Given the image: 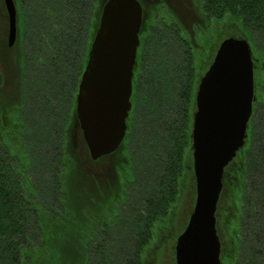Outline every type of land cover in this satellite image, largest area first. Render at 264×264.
<instances>
[{"label":"flooded vegetation","instance_id":"flooded-vegetation-1","mask_svg":"<svg viewBox=\"0 0 264 264\" xmlns=\"http://www.w3.org/2000/svg\"><path fill=\"white\" fill-rule=\"evenodd\" d=\"M75 1L74 6L73 0H63L61 5L15 0L17 27L11 38L7 5L0 0V119L10 129L25 127L26 136L44 129L63 134L70 172L80 173L79 157L71 148L82 145L84 169L94 171L99 179L95 182L94 177L95 186L84 191L86 208L94 199L101 208L108 200L118 204L124 195L146 192L155 198L167 189L177 193L169 209L174 219L182 195L191 193L186 223L171 234L168 227L178 226L165 225L160 231L156 226V234L139 252V264H161L167 256L171 264H178L177 240L197 197L193 130L198 93L220 43L234 30L233 20L231 15L222 20L214 17L206 0H139L142 24L126 132L116 150L93 159L77 98L107 0ZM253 59L254 110L244 145L225 168L216 210L222 264H235L239 251L246 249L247 236L257 234L264 241V75L257 78L264 73V61L254 54ZM62 61L67 64V70L60 71L64 83L57 81ZM258 250L264 253V247Z\"/></svg>","mask_w":264,"mask_h":264},{"label":"trees","instance_id":"trees-1","mask_svg":"<svg viewBox=\"0 0 264 264\" xmlns=\"http://www.w3.org/2000/svg\"><path fill=\"white\" fill-rule=\"evenodd\" d=\"M48 2L61 5L63 0ZM206 3L214 17L231 15L239 31L264 40V0ZM62 62L59 73L67 70ZM61 75L57 81L64 83ZM65 150L64 135L55 130L26 136L20 125L10 129L0 119V264H139V252L150 243L155 224L168 214L177 193L162 189L155 198L146 192L124 195L118 204L108 200L101 208L94 199L86 208L83 190L66 182L76 171H68ZM121 223L131 241H123ZM243 241L246 249L239 251L235 264H264V253L258 250L264 241L257 234Z\"/></svg>","mask_w":264,"mask_h":264},{"label":"water","instance_id":"water-1","mask_svg":"<svg viewBox=\"0 0 264 264\" xmlns=\"http://www.w3.org/2000/svg\"><path fill=\"white\" fill-rule=\"evenodd\" d=\"M11 38L15 0H5ZM139 0H107L79 87L77 112L91 157L117 149L126 132L133 66L140 42ZM255 70L247 38L230 36L218 49L198 93L193 130L197 197L176 245L178 264H222L216 210L226 166L244 145L254 110Z\"/></svg>","mask_w":264,"mask_h":264},{"label":"rangeland","instance_id":"rangeland-1","mask_svg":"<svg viewBox=\"0 0 264 264\" xmlns=\"http://www.w3.org/2000/svg\"><path fill=\"white\" fill-rule=\"evenodd\" d=\"M181 3H177L176 6H179ZM1 11V10H0ZM1 13V12H0ZM1 15V14H0ZM1 18V16H0ZM233 20V19H232ZM2 19H0V24H1ZM233 28L234 30H232L230 32L231 36L237 37V38H247L251 44L252 50H253V54L259 58L260 60L264 61V40H260L258 37L254 40V38H252V35L244 32L239 31L238 27H235V24L233 23ZM264 73H260L257 74V78L258 76H263ZM23 131L24 133H28L29 131H26V128L23 127ZM31 132V131H30ZM72 149V153L73 155L76 157V155L79 157L80 161H77L78 163V167L80 168L79 172L76 171V175L73 177V180L71 181V179L66 180V182H69L70 186L74 185L77 188L82 189L83 190V194L84 191L85 192H89V187L92 189L93 186H95V183L93 182L94 177H95V182L99 181L98 176L94 174V171H91L92 173L88 172V169H84L86 168V166L84 165V163L82 162L83 160V150H82V145H80V143L76 144V146H74ZM62 175V174H61ZM75 183V184H74ZM148 184V183H147ZM146 186V185H145ZM72 187V186H71ZM191 196L187 195L186 193L182 195V199L183 202L181 203V207L179 209H175V217L173 219V217L170 218V212H168V214L166 216L163 217L162 220L158 221L154 228H153V235L156 234L155 228L157 226V228L160 227V230H162L163 228H165V225H175L178 227H168L167 233L171 234L172 232H178V228L183 226V224L186 223L188 216H189V211L191 210L190 208V203L188 202V198ZM175 201V200H174ZM191 201V200H190ZM172 205V204H171ZM170 209V208H169ZM186 220V221H185ZM170 222V223H168ZM123 224L121 223L120 227V233L122 234V239L123 241L126 242V240L131 241V235L130 233H126L127 229L122 228ZM180 225V226H179ZM125 235V237H124ZM169 243H173V237H170V242ZM126 244L121 243V247L123 249H126ZM59 252V251H58ZM58 252L56 254H58ZM53 253V252H52ZM54 254V253H53ZM58 259V257H57ZM161 264H171V260L168 258V256L166 258H164V261H162Z\"/></svg>","mask_w":264,"mask_h":264}]
</instances>
